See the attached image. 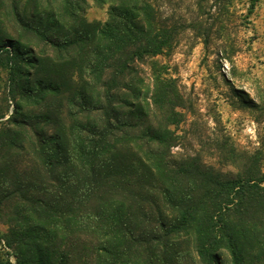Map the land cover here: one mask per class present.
<instances>
[{
  "label": "trees",
  "instance_id": "trees-1",
  "mask_svg": "<svg viewBox=\"0 0 264 264\" xmlns=\"http://www.w3.org/2000/svg\"><path fill=\"white\" fill-rule=\"evenodd\" d=\"M91 1L0 0V264H264V172L172 154L183 26Z\"/></svg>",
  "mask_w": 264,
  "mask_h": 264
},
{
  "label": "rangeland",
  "instance_id": "rangeland-1",
  "mask_svg": "<svg viewBox=\"0 0 264 264\" xmlns=\"http://www.w3.org/2000/svg\"><path fill=\"white\" fill-rule=\"evenodd\" d=\"M154 1L163 19L184 28L173 50L156 59L185 99L182 121L170 128L173 156L226 177L264 172V0ZM85 17L104 23L107 7L88 0ZM8 232L0 221V233Z\"/></svg>",
  "mask_w": 264,
  "mask_h": 264
},
{
  "label": "built area",
  "instance_id": "built-area-1",
  "mask_svg": "<svg viewBox=\"0 0 264 264\" xmlns=\"http://www.w3.org/2000/svg\"><path fill=\"white\" fill-rule=\"evenodd\" d=\"M4 245V243H2Z\"/></svg>",
  "mask_w": 264,
  "mask_h": 264
}]
</instances>
